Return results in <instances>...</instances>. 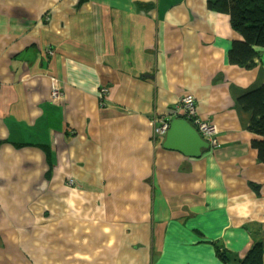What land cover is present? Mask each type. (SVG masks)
I'll list each match as a JSON object with an SVG mask.
<instances>
[{
	"label": "crops",
	"instance_id": "crops-1",
	"mask_svg": "<svg viewBox=\"0 0 264 264\" xmlns=\"http://www.w3.org/2000/svg\"><path fill=\"white\" fill-rule=\"evenodd\" d=\"M237 39L207 0H0V264L245 257L264 163L238 100L264 84V47L232 64ZM186 93L220 130L201 157L154 137Z\"/></svg>",
	"mask_w": 264,
	"mask_h": 264
},
{
	"label": "trees",
	"instance_id": "trees-1",
	"mask_svg": "<svg viewBox=\"0 0 264 264\" xmlns=\"http://www.w3.org/2000/svg\"><path fill=\"white\" fill-rule=\"evenodd\" d=\"M207 3L212 9L229 14L232 27L243 37L233 41L229 51L230 62L245 67L255 66L258 48L264 47V0H207ZM238 103L252 112L249 128L260 136L252 141V147L257 150L258 160L264 163V84L241 96ZM253 186L258 188L256 184ZM217 254L228 264L236 260L222 247L217 246ZM235 264H264V237L254 236L247 255Z\"/></svg>",
	"mask_w": 264,
	"mask_h": 264
},
{
	"label": "built area",
	"instance_id": "built-area-1",
	"mask_svg": "<svg viewBox=\"0 0 264 264\" xmlns=\"http://www.w3.org/2000/svg\"><path fill=\"white\" fill-rule=\"evenodd\" d=\"M51 50H49V53ZM108 93V88L104 87L101 94ZM61 90L57 86H53L52 96L54 98L61 97ZM174 118H183L192 123L200 134L210 143L212 147L219 146L220 130L216 124L205 120L200 116L196 97L191 93H186L179 98V102L169 116H162L155 120L154 137L164 140L171 122Z\"/></svg>",
	"mask_w": 264,
	"mask_h": 264
},
{
	"label": "water",
	"instance_id": "water-1",
	"mask_svg": "<svg viewBox=\"0 0 264 264\" xmlns=\"http://www.w3.org/2000/svg\"><path fill=\"white\" fill-rule=\"evenodd\" d=\"M163 147L186 156L201 157L203 150L210 148L211 145L188 120L174 118L164 139Z\"/></svg>",
	"mask_w": 264,
	"mask_h": 264
},
{
	"label": "rangeland",
	"instance_id": "rangeland-1",
	"mask_svg": "<svg viewBox=\"0 0 264 264\" xmlns=\"http://www.w3.org/2000/svg\"><path fill=\"white\" fill-rule=\"evenodd\" d=\"M226 251L233 257L234 254L230 250L226 249Z\"/></svg>",
	"mask_w": 264,
	"mask_h": 264
}]
</instances>
